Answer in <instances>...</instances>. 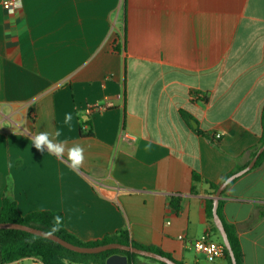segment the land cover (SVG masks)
Instances as JSON below:
<instances>
[{
	"label": "crops",
	"instance_id": "crops-1",
	"mask_svg": "<svg viewBox=\"0 0 264 264\" xmlns=\"http://www.w3.org/2000/svg\"><path fill=\"white\" fill-rule=\"evenodd\" d=\"M2 2L0 207L6 197L21 216L60 212L81 242L125 231L182 264H228L192 242L222 244L205 215L209 184L261 146L264 0H18L13 13ZM39 132L80 145L82 167H69L67 151L63 161L38 151ZM217 207L239 264H264V158L225 186Z\"/></svg>",
	"mask_w": 264,
	"mask_h": 264
},
{
	"label": "trees",
	"instance_id": "trees-1",
	"mask_svg": "<svg viewBox=\"0 0 264 264\" xmlns=\"http://www.w3.org/2000/svg\"><path fill=\"white\" fill-rule=\"evenodd\" d=\"M263 121H264V108H263ZM81 127V134L83 136L90 137L92 135L90 129V123L88 120H84L80 123ZM82 127H85L86 130L82 131ZM264 143V132L259 140V146ZM254 155V153L252 154ZM264 158V151L258 156L255 162V166L258 165ZM194 179L197 177L194 175ZM213 191L216 190L217 185L209 184ZM211 207L212 202L211 200L205 201V215L210 223L213 225L212 222V215H211ZM218 212V207H217ZM59 215L63 218L62 214L57 211H37L32 212L27 215L21 216L16 210L15 203L4 197L2 199L1 207H0V223H18L23 224L25 226H29L32 228H37L46 232H49L51 227L53 226V217ZM214 226V225H213ZM225 232L227 238L229 240L231 249L233 251L236 264H239V250L236 244L234 231L224 225ZM214 230L217 229L214 227ZM58 236L59 238L78 246H97L106 243H119L123 245H130L132 247L140 248L143 250H150L162 256H165L169 259L170 256L161 252L160 250L145 247L134 242H131L125 231H118L116 234L105 236L99 241L94 242H81L70 233H68L64 227V222L62 223L60 231L53 234ZM112 254H119L124 255L127 257V264H131L132 259L137 257V255L120 251V250H107L104 252H100L97 254H78L71 252L69 250L64 249L60 245L47 240L45 238H41L39 236H35L32 234H28L26 232H22L19 230H0V264H8L23 258H37L43 264H63L64 260H67L68 264H104L105 259L112 255ZM224 254L226 255L228 264H230V258L226 249L224 248ZM144 259H149L142 257ZM152 260V259H149ZM158 264H163L152 260ZM174 261V260H173ZM176 264H182L180 262L174 261Z\"/></svg>",
	"mask_w": 264,
	"mask_h": 264
},
{
	"label": "water",
	"instance_id": "water-1",
	"mask_svg": "<svg viewBox=\"0 0 264 264\" xmlns=\"http://www.w3.org/2000/svg\"><path fill=\"white\" fill-rule=\"evenodd\" d=\"M263 151H264V143L256 150L249 164L244 169L229 176L221 184L218 185L217 189L215 190L214 197L212 200V207H211L212 222L214 223L216 229L218 230L220 234L222 245L226 249L230 257L231 264H236V260H235L233 251L231 249L229 240L227 238L225 229L223 227V224L217 214V204H218L219 195L221 194L225 186L229 184L233 179L239 177L240 175L248 171L250 168H252L253 165L255 164L256 159ZM1 229L19 230L22 232H26L28 234L39 236L41 238H45L47 240L55 242L56 244L60 245L66 250H69L71 252L78 253V254H97V253L104 252L107 250H120V251L128 252V253H131L137 256L149 258V259L155 260L163 264H176L172 259H169L160 254H157L153 251L143 250L140 248L132 247L130 245H123V244L112 242V243H106V244L97 245V246H91V247L78 246V245L71 244L55 235L46 236L45 235V233H47L46 231H43L37 228H32L29 226H25L23 224H18V223H9V222L0 223V230ZM104 264H127V257L124 255L112 254L105 259Z\"/></svg>",
	"mask_w": 264,
	"mask_h": 264
},
{
	"label": "clouds",
	"instance_id": "clouds-1",
	"mask_svg": "<svg viewBox=\"0 0 264 264\" xmlns=\"http://www.w3.org/2000/svg\"><path fill=\"white\" fill-rule=\"evenodd\" d=\"M71 121L72 115L70 113L66 114L64 118V123L70 124ZM60 135L61 131L57 130L55 136L59 137ZM31 143L35 146L38 151L43 152L46 148L48 153L56 156L57 159L62 161L64 160L65 151H67V160L65 162L74 171L79 170L83 165L85 159L84 149L80 145H74L73 147L66 149V142H54L53 139L50 138V134L47 132H39L35 135H31ZM62 223L63 218L61 216H54L53 226L51 227L49 232L45 233V235L51 236L56 232L60 231ZM63 264H68L67 260H64Z\"/></svg>",
	"mask_w": 264,
	"mask_h": 264
},
{
	"label": "built area",
	"instance_id": "built-area-1",
	"mask_svg": "<svg viewBox=\"0 0 264 264\" xmlns=\"http://www.w3.org/2000/svg\"><path fill=\"white\" fill-rule=\"evenodd\" d=\"M3 9L8 13H13L18 7V0H3L2 2ZM199 94H192L191 99L200 98ZM111 104L106 103L98 106H89L86 107L87 115H90L96 111L106 109ZM178 239L182 240V237L179 236ZM192 248L195 252L201 253L209 261H214L220 258L224 252V247L221 243H215L207 239H199L192 242ZM34 264H43L39 259L35 258Z\"/></svg>",
	"mask_w": 264,
	"mask_h": 264
},
{
	"label": "rangeland",
	"instance_id": "rangeland-1",
	"mask_svg": "<svg viewBox=\"0 0 264 264\" xmlns=\"http://www.w3.org/2000/svg\"><path fill=\"white\" fill-rule=\"evenodd\" d=\"M135 258H136L137 260H140V261L146 260V261L151 262V263H153V264H158V263H156V262H154V261H152V260L144 259V258H142L141 256H137V257H135Z\"/></svg>",
	"mask_w": 264,
	"mask_h": 264
}]
</instances>
